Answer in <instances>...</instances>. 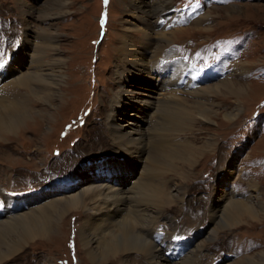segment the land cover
Wrapping results in <instances>:
<instances>
[{
    "label": "rangeland",
    "instance_id": "1",
    "mask_svg": "<svg viewBox=\"0 0 264 264\" xmlns=\"http://www.w3.org/2000/svg\"><path fill=\"white\" fill-rule=\"evenodd\" d=\"M161 1L169 3L167 16L174 18L165 32L149 30L142 11ZM63 6L61 17L38 19L47 13L55 16ZM164 24L165 19L157 22ZM27 42L56 48L48 61H62L63 100L32 105L34 110L50 111V124L34 120L17 138L0 140V193H9L14 201L15 196L22 199L24 207L19 205L17 214L43 209L94 182L129 188L150 173L153 184L173 197L161 212L156 236H165L174 225L184 236L183 243L205 249L198 264H264V0H0V75L8 83L28 72ZM147 46L152 50L169 46L160 59L169 62L166 72L174 77L179 66L191 67L185 69L191 77L200 72L208 79L198 86L200 92L231 79L241 87L242 96L223 91L199 100L189 92L173 91L166 109L141 120L131 116L132 104L115 109L112 99L126 94L142 101L163 97L161 86L144 73L123 83L117 77L120 70L133 69L129 58L147 61L141 55ZM214 74L218 75L211 78ZM6 87L0 89V103L6 98L26 99V88H17L21 96L16 97ZM115 111L117 122L111 118ZM183 111L195 121L188 116L187 121L184 117L182 122L170 121L172 117L165 116L170 112L175 118ZM230 115L236 118L228 121ZM166 121L180 127H167ZM128 122L134 126L124 127ZM112 128L135 129L150 137L141 162L121 161L122 184L113 180L110 157L102 154L115 152ZM43 130L48 133L44 138ZM36 132L39 137L30 134ZM103 139L108 142L101 144ZM176 187L179 197L174 196ZM247 201L255 216L246 212L230 217L233 206ZM27 204L32 208L26 210ZM82 215L69 212L61 220L64 233H57L55 241L32 243L2 264H93L76 237L85 225V212ZM188 250L189 245L179 248L169 264H181Z\"/></svg>",
    "mask_w": 264,
    "mask_h": 264
},
{
    "label": "bare ground",
    "instance_id": "2",
    "mask_svg": "<svg viewBox=\"0 0 264 264\" xmlns=\"http://www.w3.org/2000/svg\"><path fill=\"white\" fill-rule=\"evenodd\" d=\"M168 6V2L161 1L155 4L151 10L142 11L143 16H147L149 19L147 21L143 19V21L146 23L144 25L149 30L157 31L158 29H161L162 32H165L167 26L170 24L168 20L171 21L174 18H171L170 15L167 16L166 10L170 8ZM64 9L65 6L60 7L61 11L59 10V13H57L55 16H51L49 13H47L39 16L38 19L43 21L52 17H61L64 14ZM161 15L162 17L160 18ZM161 19H165V24L158 26L157 22H159ZM36 33L37 32H34V34ZM34 43L27 42L26 44L25 57L29 61V69L25 75L21 74L19 78L9 83L6 76L0 75V79L5 78L3 79V83L0 87L1 90L3 87L7 88L6 86H10V88L13 90V92L10 93H14V96L17 97L21 96L19 91H17V88L23 87L27 89L26 99L23 96L20 98L17 97L14 100L6 98V100L0 103V140L2 141H7L9 137L14 138L20 135V133L23 131L28 130L27 127L31 126L34 120L38 123V120H41L43 125L51 123L50 111L34 110L32 108L33 104H42L44 102L50 103L54 99L55 101L63 100V94H59L62 82L60 70V63L62 61L56 59H51L48 61V58L56 54V48H53L50 44L39 45ZM126 43L128 44V42ZM165 48H167L166 51L169 50V46H160L153 50L150 46H147L145 49L143 48L144 51L141 52V55L145 57L147 61H144L145 63H136L138 60L133 62V60L129 58L127 63L133 66V69L120 70L117 75L119 82L123 83L134 78L135 74L138 75L140 73H144V75H146L144 78H149V80L155 81V84L161 86L162 92L160 95H163L165 98L156 97L154 100L142 101L132 95L128 97L126 94L123 98L118 96L119 98L112 99L115 109H120L127 104H132L135 110L131 116L141 120L145 119V117L153 111H157L160 108L166 109V104H168L169 100L172 99L170 92L173 91L183 93L189 92L193 96L198 97L197 99L199 100H201L199 97H202L205 94H218V92L223 93V91L228 92L229 94H232L238 98L242 96L243 92L241 87L231 79H226L222 85H216V88H213L208 92H200V87L198 86L202 82L207 83L206 81L208 79H205L203 76H201L200 72L196 73L194 77H191L190 71H188V73L185 71L187 68L192 70V68L188 66H179V70H177L178 73L175 78L173 74H171L172 72H166V70L169 69L167 65L169 62L166 60L161 61L160 59L161 52L165 51ZM175 66H178V64ZM165 72L166 76H163ZM217 75L218 74H214L211 76V78ZM179 82H182V84H179ZM217 96L218 95H216V97ZM199 100L196 101L197 105H201L202 103ZM189 114L190 113L187 114L186 111H183L182 113H179L178 117L175 118L170 114V112L164 115L167 117V119L172 117L170 121L176 120L182 122V120H184V118H186V116ZM116 115V111L111 115L113 121H116ZM161 116L163 117V115ZM193 118L188 116V120L191 122L195 121ZM235 118L231 115L227 117L228 121H233ZM164 119L166 118L164 117ZM167 122L168 121H166V123ZM170 123H167L169 124L167 127H180L179 124H176L172 127ZM126 126H134V123L128 122V124L124 125V127ZM112 129L110 133V141L111 143L113 142V149H115V152H113L114 154L112 155L111 152L108 153V150H106L103 151L104 153L102 154L110 157L108 160L109 166L114 169L113 172L115 173V179L113 178V180L115 182L121 183V180L123 179V173L121 170L124 169V167H122L121 161L134 158L135 160L137 159L139 162H141L143 156L146 153V144L150 137L144 133L140 134L139 131L138 135L137 131L132 128V130L129 131L123 129ZM42 133L44 135L43 138L48 134L47 132H44V130ZM30 134L39 137L37 132ZM15 140L19 143V145L21 144L20 139ZM107 142L108 141H106V139H103L101 144H106ZM130 163H132V161H130ZM12 168L15 169L16 167ZM89 186L90 185H88V187ZM130 186L131 187L129 188H124L115 187L112 184H96L94 182L93 186H90L89 188L86 186L87 188L79 193L74 191V193L67 198L56 199L52 203L45 205L43 209H40L38 206L39 209H35V211L33 210L32 213L30 212L29 214L25 215H22L25 212L17 214L16 210L21 209L19 207V205H22L23 203L21 198H17L15 196L14 198L17 200L14 201L12 196H7L9 193L6 195L0 193V208L2 209V212L0 213V219L2 216H6L4 220H0V264H2L11 256L16 255V253L18 254V252H22L26 246L31 248L30 245L32 243L46 244L50 239L55 241L54 239L55 236H57V233H64L61 220L65 219L67 214L71 211L77 212L79 214V218H82V213L85 212V225L84 227H79L76 237L79 239V242L85 246L84 248L89 257L92 259L93 264H169L172 263V260L177 257V250L185 246L187 247V245H189V250L188 252H185L184 257L181 258V264H198L199 261L197 260L200 256H202L205 249L202 247L199 248L198 246L193 247L188 243H183L182 238H184V236L179 235L176 232L177 228L173 227L174 225L171 224V229L165 234V236L158 237L155 234V228L159 224L158 220L163 215L161 212L165 208L169 207L173 197H167L163 193L162 189L153 184V178L151 177L150 173L140 179L138 178V180L131 183ZM179 189L180 188L176 187L174 191L177 193V195L174 196L179 197ZM20 197L22 196L20 195ZM15 205L16 207H14ZM23 207L24 205H22V208ZM26 208V210H29L32 207H29L27 204ZM254 209L253 206L251 207L247 201L242 203V205L237 204V206H233L232 210L234 211H232V214H244L247 212L249 215L255 216L256 211ZM125 211L127 212L126 215ZM236 214L230 217H236ZM111 223H113V227L115 226L117 228L116 230H111ZM107 225L109 226L106 227ZM29 253L33 254L32 251ZM134 253H138V255L131 257V255Z\"/></svg>",
    "mask_w": 264,
    "mask_h": 264
},
{
    "label": "snow or ice",
    "instance_id": "3",
    "mask_svg": "<svg viewBox=\"0 0 264 264\" xmlns=\"http://www.w3.org/2000/svg\"><path fill=\"white\" fill-rule=\"evenodd\" d=\"M105 2L107 3V0H105ZM2 59H3L2 54H0V60H2Z\"/></svg>",
    "mask_w": 264,
    "mask_h": 264
}]
</instances>
